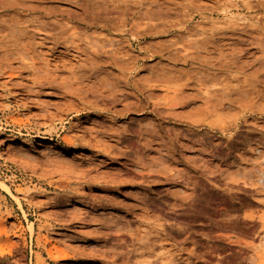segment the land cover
<instances>
[{
    "label": "rangeland",
    "instance_id": "obj_1",
    "mask_svg": "<svg viewBox=\"0 0 264 264\" xmlns=\"http://www.w3.org/2000/svg\"><path fill=\"white\" fill-rule=\"evenodd\" d=\"M7 138L0 264H264V0H0Z\"/></svg>",
    "mask_w": 264,
    "mask_h": 264
},
{
    "label": "bare ground",
    "instance_id": "obj_2",
    "mask_svg": "<svg viewBox=\"0 0 264 264\" xmlns=\"http://www.w3.org/2000/svg\"><path fill=\"white\" fill-rule=\"evenodd\" d=\"M107 76V75H106ZM105 76V77H106ZM105 79V78H104ZM108 80V79H107ZM107 86V85H106ZM165 111V110H164ZM3 139V137H2ZM151 141H147L144 144V147L150 148L151 147ZM27 146H34V147H46L48 148V150L50 152H53L54 154L57 155H62L63 153L67 152L69 150V148L65 145L59 144V143H55V142H51L50 140H37L34 143L31 142V140L27 139V138H21L20 140H14L13 138H7L6 140H0V148L1 151L4 155L12 157L13 159L19 160L22 163L25 164V159L27 156V153L25 151H23L25 149V147ZM153 147V146H152ZM31 149V148H30ZM155 149V148H154ZM124 154V153H123ZM147 154V153H146ZM64 155V154H63ZM146 155H144L145 157ZM132 158V157H131ZM137 158V157H135ZM134 158V159H135ZM142 158V157H141ZM56 159V158H55ZM62 159V158H61ZM60 159V161H61ZM144 159V158H142ZM137 160V159H136ZM135 161V160H134ZM138 161V160H137ZM145 163V162H144ZM147 163V162H146ZM150 164V162L148 163ZM152 164V163H151ZM150 164V165H151ZM154 164V163H153ZM152 164V165H153ZM149 166V165H148ZM148 166L146 164L141 163L139 165V167L141 168V170H144L148 168ZM140 170V171H141ZM73 172V171H72ZM148 172H151V169L148 170ZM258 181H260L261 183H264V179L260 176V178L258 177ZM0 190H2L3 192L7 193L13 200L16 201V197L11 193V191L9 190V188L5 185L0 183ZM30 226V225H29ZM116 226V225H115ZM118 226V225H117ZM31 228V227H30ZM29 228V229H30ZM121 230V228H119ZM118 231V229H117ZM123 235V234H121ZM118 237H120L118 235Z\"/></svg>",
    "mask_w": 264,
    "mask_h": 264
}]
</instances>
